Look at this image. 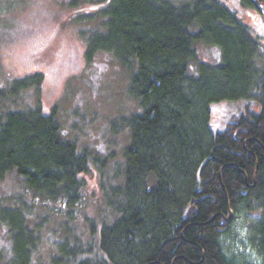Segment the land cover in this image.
<instances>
[{
    "label": "trees",
    "instance_id": "trees-1",
    "mask_svg": "<svg viewBox=\"0 0 264 264\" xmlns=\"http://www.w3.org/2000/svg\"><path fill=\"white\" fill-rule=\"evenodd\" d=\"M240 3L264 13V0ZM93 16L102 29L83 34L86 60L111 53L141 110L121 119L129 130L122 181L100 184L109 221L89 222V244L65 228L52 263L235 264L220 243L229 210L259 209L253 244L264 264V46L221 0H107L81 17ZM200 41L220 48L218 64L200 60ZM42 81L39 72L13 79L0 101ZM237 99L259 110L213 132L209 105ZM92 165L102 173L105 163L64 138L56 106L0 109V180L15 172L43 207L74 219ZM29 212L0 205L12 242L5 264L33 263L39 236Z\"/></svg>",
    "mask_w": 264,
    "mask_h": 264
},
{
    "label": "rangeland",
    "instance_id": "rangeland-1",
    "mask_svg": "<svg viewBox=\"0 0 264 264\" xmlns=\"http://www.w3.org/2000/svg\"><path fill=\"white\" fill-rule=\"evenodd\" d=\"M107 0H0V88L10 81L33 73H42L38 91L34 87L0 101V109H27L38 101L45 109L56 106V118L64 138L74 140L80 151L104 160L102 173L92 165L81 190L80 207L74 219L43 207L35 201L23 179L15 172L0 180V205L25 206L29 209L30 227L38 224L39 244L32 254V264H53L56 242L66 237L65 228L73 229L83 244L93 242L89 222L98 226L108 212L100 184L122 181L123 151L129 142V130L121 119L141 110L129 93L130 73L109 52H96L85 58L89 29H102V18L83 21ZM248 24L253 36L264 46V13L244 7L240 0H221ZM200 60L218 64L221 51L217 45L195 43ZM192 68L190 67V70ZM1 100V99H0ZM213 132L223 131L227 124L247 108L258 111L249 99L222 100L209 105ZM220 236L226 258L235 264H262L254 246L253 226L260 210L239 209ZM9 228L0 222V264L11 255Z\"/></svg>",
    "mask_w": 264,
    "mask_h": 264
},
{
    "label": "water",
    "instance_id": "water-1",
    "mask_svg": "<svg viewBox=\"0 0 264 264\" xmlns=\"http://www.w3.org/2000/svg\"><path fill=\"white\" fill-rule=\"evenodd\" d=\"M231 215H232L231 210H229V216H231ZM226 220H228V219H226Z\"/></svg>",
    "mask_w": 264,
    "mask_h": 264
}]
</instances>
